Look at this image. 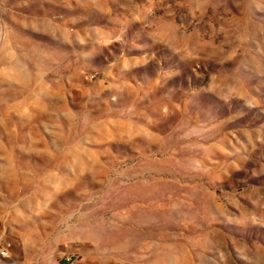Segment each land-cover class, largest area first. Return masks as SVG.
I'll list each match as a JSON object with an SVG mask.
<instances>
[{"label": "rangeland", "instance_id": "rangeland-1", "mask_svg": "<svg viewBox=\"0 0 264 264\" xmlns=\"http://www.w3.org/2000/svg\"><path fill=\"white\" fill-rule=\"evenodd\" d=\"M0 246L264 264V0H0Z\"/></svg>", "mask_w": 264, "mask_h": 264}, {"label": "built area", "instance_id": "built-area-1", "mask_svg": "<svg viewBox=\"0 0 264 264\" xmlns=\"http://www.w3.org/2000/svg\"><path fill=\"white\" fill-rule=\"evenodd\" d=\"M5 253H6L5 248L3 246H0V256L5 255ZM69 259H70V256H65L64 257V260H69Z\"/></svg>", "mask_w": 264, "mask_h": 264}]
</instances>
